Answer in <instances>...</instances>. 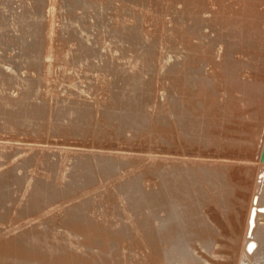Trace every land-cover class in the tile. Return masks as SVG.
I'll use <instances>...</instances> for the list:
<instances>
[{"label": "rangeland", "instance_id": "rangeland-1", "mask_svg": "<svg viewBox=\"0 0 264 264\" xmlns=\"http://www.w3.org/2000/svg\"><path fill=\"white\" fill-rule=\"evenodd\" d=\"M88 46L94 48H87ZM89 49L92 51H89ZM172 61L174 63L173 67L171 66L173 64ZM173 68L176 69L173 70ZM260 86L264 91V0H0V105L2 106H0V111H3L0 114L4 115L6 113L4 109L7 111L11 108V105L13 107L12 102L16 106L11 108L12 114L17 110L18 113L23 110L22 114L26 115L27 113L25 112L30 109L29 107L33 103L35 106V103H40L41 107L39 108L40 104H38L36 108L39 114L43 113L41 116L38 115V118L41 117L39 120L36 117L33 122L32 120L24 119L23 115L21 117L22 111L19 115L16 112L17 116L22 118V120L21 118L15 119L19 123L7 120L9 118L7 116L11 114L10 110L4 115V117L6 116L5 118L0 115V199L7 197L6 193L9 195L7 199L5 197V200H0V264H50V261L51 263L54 262L52 264H56L60 258H63V261L68 258L71 261L74 259L72 262L66 260V262L71 264L77 259L74 264H81L86 255L90 260H84V264L86 262L91 264L92 259H95L92 262L95 263L96 261L95 264H99L97 262L101 258L103 260H100V264H114L115 261L111 263L112 259H117V264H135V262L137 264H152V256L150 255H153V251L151 246L149 247V244H151L149 241L150 236L147 235L151 234L152 228L150 226H154L151 215L154 214L155 206H153L154 209L148 207L152 202L151 200H153L151 199L150 202L149 198L154 196L152 194L153 190L157 189L155 184L158 179L155 177L156 174H154L156 173L155 169L157 170L158 166L160 168L165 166L163 168L167 169L166 167L170 166V162H172L169 159L170 156L178 157L181 160L187 158L185 164H189V166L191 163L206 165L208 162L210 165L213 163L211 162L212 158H203V156L207 155H221L220 157L224 156L223 158H226V160L231 158L229 159L231 161L236 157L234 160L236 167H247V171H249L248 169H254L247 173L245 172V176L241 174V179L236 181L238 183L237 186H235V182H232L234 185H230V192L232 191L230 197L232 196V199L229 198V195H226L228 201L226 204L229 205L230 203V206L221 204L216 206L213 203H211L212 205L209 203L206 205L204 203L200 208L201 218L204 220L208 218L210 221L211 218L213 219L211 223L208 220L207 222L210 227L212 226L215 238H221L220 241L226 239V241L221 242L222 245H226L223 246L230 249H226V251H235L234 247L237 244V240L233 237H236V239L241 237L242 234L240 235V233L244 224L240 230L239 225L241 227L243 218L246 219L247 204H250V198L257 190L255 181L259 166L258 158L264 137V92L261 94L262 97L255 96L254 92L257 88L261 89ZM29 88L31 89L28 90ZM25 93L29 100H27ZM30 94L34 95L33 97L31 96L32 99L29 98ZM188 96L190 101L193 97L192 102H190L191 105H189V108L193 111L192 113L205 124L207 119L212 120V122L215 121V127L210 128V131L215 132V138L221 135L218 140L226 139L221 142L224 144L223 148L221 146L217 148L219 151H213L216 150V148H213L214 146H212V152L208 150V146L206 150L202 141L199 144H193L183 140V142L189 144L186 145L185 143L186 146L192 145L187 152L184 151L189 147L184 148L186 146H181L179 142H177L179 146H176V144H173V146L180 149L172 146L169 140L170 136L166 133L170 126L168 127L165 124L168 116L170 117L168 115L170 113L169 104L173 98H176L179 103L182 97L187 98ZM253 96L255 99H253ZM251 97H253V101ZM29 101H32V103ZM42 101L45 110H42ZM18 103L25 106L18 107ZM33 105L31 109H33ZM239 106L241 107L240 109ZM20 108L21 110H19ZM57 109L68 111L64 116L62 113L60 121L55 114L58 115L59 111L61 112L62 110ZM73 110L76 117L72 114ZM78 110H87L90 115L87 114L86 118H79L80 116L75 112L77 111L78 113ZM127 110H134L135 112L131 111V113L133 114L134 112L135 116L137 114H145L149 121L147 123L138 122L140 125L147 124L149 127L141 125L146 128L141 130L142 127L140 128L137 122L133 124L136 128L131 127L132 125L127 128V124L123 123L122 119L119 120V116L124 113L130 114ZM234 110L235 113H233ZM51 111L52 113L57 111L55 114L53 113L55 118L52 117ZM205 112H209L210 115L205 116ZM111 113L120 115H117V117ZM236 114L240 115V117ZM228 115L231 118L227 119L230 117ZM116 117L119 118L118 121ZM216 120L219 125L216 124ZM31 121L33 126H31ZM35 122H38L39 125H36ZM121 122L123 123L122 125ZM216 125L217 127L219 126V129ZM123 126L126 127V132ZM220 126L223 129L226 128L223 130ZM137 127L141 130L140 132H138ZM237 127L238 129L236 130ZM130 128L134 130H130ZM214 128L218 131L216 132ZM228 130L231 131L229 132ZM136 131L139 134V138L136 137L137 140L134 139L137 134ZM142 131L144 135L141 134ZM225 131L228 134L224 133ZM229 133H231V136ZM141 136H145V138L143 139L142 137L140 139ZM226 136L229 137L227 138ZM157 138L156 142L159 145L153 141ZM165 139L169 140V144ZM160 140L161 145L158 142ZM232 140L234 142L238 140L242 142H233L232 145L236 148L232 147V145L230 147L229 143ZM151 141H153V144ZM251 141L253 145L250 146L249 142ZM227 143L229 148L225 146ZM196 145H200L202 148ZM245 145L248 149L246 151H244L246 149ZM197 147L200 150L204 148L206 154ZM195 148L199 150H195L196 155L193 151ZM220 150L223 154H221ZM180 151H183L184 154L183 152L180 154ZM190 151H192L194 157ZM94 152H98L99 155L96 154L95 156ZM101 152L105 157L104 159L102 158L104 161H101L100 158V162H107L106 164H101L98 160L102 156ZM243 152L244 155H242ZM92 154L100 165L93 161ZM199 154H203L201 158ZM87 156L88 161L87 159L84 160ZM89 156L93 159L89 158ZM105 159L109 160L105 161ZM89 160H92L90 161L91 164L93 162L97 164L89 165ZM181 160H179V164H182L180 163ZM75 161L81 162H77L79 166L75 165L76 167L74 168L72 163L75 164ZM114 161L115 163L119 161V165L116 163L118 166L121 163L120 170L116 167L117 165ZM82 162H88V164H83ZM110 164H112L111 167H108ZM84 165L85 167H83ZM90 166H94L95 170ZM104 166L110 169L107 170ZM80 167L84 169L82 170ZM152 167L153 169H151ZM73 168L76 170V174L75 170L73 172ZM87 168L92 170V176H90V171ZM96 168L100 171L96 170ZM112 168L113 170H111ZM149 168L155 172L149 171ZM68 169L70 173L72 172L71 175H68ZM102 169L113 171L112 173L110 171V174H117V172H120V174L111 176L107 171L103 174L104 171ZM141 169L149 171L151 175L146 176L145 171L143 172ZM83 171L85 172L84 174ZM147 171L146 174L149 175ZM135 172L138 173L136 174ZM97 173L101 177L103 175L107 177L103 176L101 178L98 176L100 179H97V176H94ZM8 174H14L18 177L12 176V180ZM122 175H124V178ZM136 175H138L137 178ZM247 175L249 176L247 177ZM70 176L73 179L75 177V186H71L73 179ZM85 176L86 178H84ZM116 178L117 180L114 182ZM131 179L133 180L130 181ZM151 179L155 182H151ZM121 181L124 183L121 184ZM125 181L130 182L126 183ZM133 181H136V184L143 182L145 187L142 183L135 186L136 184ZM149 182L153 185L152 193V188L150 189L149 187L152 185ZM36 184L38 187L40 184L39 188L42 194L34 195L32 193L33 190L31 189H34ZM129 184L131 187L134 186V191L133 189H127L128 187L131 188ZM115 185H120V187L117 188ZM139 186H142L141 188L143 189ZM154 186L156 187L154 188ZM114 188L116 189L114 190ZM121 188L124 192L128 190L127 195L129 197L126 194L124 196V192L122 193L121 190H119L121 193L118 192V189ZM140 189L143 193L146 192L144 190H149L147 192L153 196L148 195L147 192L145 193L146 195H139ZM235 189L240 191L236 192ZM43 190L45 192L47 190L46 193L51 191V194H46ZM131 190L133 192L137 191L136 197ZM129 192L132 194L131 196ZM138 195L141 198L143 196H148V198L145 197L143 200L137 197ZM235 196L238 199L241 198V200H237ZM133 197H135V202H137V198H140L141 201L138 202L141 205H143V200L146 207L139 206L138 203L136 205L132 203L134 202H131ZM228 198L231 202L236 203H231ZM45 199H48V201L45 202ZM67 203L71 208H67L69 207ZM154 204L152 203L151 206ZM234 204L237 205L235 206ZM72 205L75 206L73 207ZM243 205L247 208L243 207ZM76 206L78 210H76L77 208L75 209ZM133 206L140 208L135 207V209ZM216 207L217 210L215 209ZM224 207L227 211L231 210V208L233 210L228 212V215L231 214L233 216L230 215L229 217L231 218L229 220L226 218L228 217L227 214L223 215L224 217L226 216L225 218L229 223L221 216L227 213V211H223ZM145 208L152 209L145 210ZM72 209H74L73 211L76 210V213L73 212V214L71 212ZM205 209L206 211L204 212ZM208 209H211V211ZM148 210L150 212L154 211L147 216ZM49 212H54V214L51 213L50 218L47 217L50 216ZM208 213H210V217ZM212 214L216 215V217H213ZM41 215H44V217ZM143 215L145 219H143ZM234 215L239 217H236L237 222ZM40 217L41 219L45 218V220H38ZM77 217L82 218L83 223L81 221L79 223L78 220V224ZM36 218L38 219L36 220ZM85 219L88 223L87 228L84 226L86 225ZM144 220H146L147 225L152 223L149 227H144L145 231L142 229V226H146ZM140 222H143L144 225H139ZM35 223L38 225L36 227L40 228L39 230L36 229V234L35 229L32 228L35 227ZM237 223L238 226L236 225ZM28 224L31 229H29L30 227L28 228ZM211 224L217 226L218 229ZM229 224L232 228L234 226L238 228H233L232 230ZM22 226L27 227V229ZM139 226L142 228L140 227V229ZM82 229L87 231L88 234ZM146 230L150 233L148 232L147 234ZM17 231L18 233H20L19 231L22 232L18 234ZM73 231L75 233L80 231V233H76V239ZM216 231L222 235H218ZM64 233H70L72 238ZM40 234L46 235L45 238L42 237L43 235L40 236ZM51 234L56 240L55 238L54 240L52 239ZM79 234H81L80 238L78 237ZM89 234L91 239L89 237L85 239L86 235ZM59 235H64V237L60 236L59 240L61 242H63L62 239L67 241L71 239L69 242L65 240L61 243L57 239ZM143 235H146V241ZM95 236L99 240L92 238ZM102 236L103 238H101ZM141 236L142 238H140ZM38 237L42 240H45L46 237L52 240L42 241ZM73 237L75 240H73ZM147 237H149V240H147ZM93 239L96 242L100 240L102 242L96 243ZM230 239L236 242L235 244L233 241V249H231L230 243L232 241ZM40 240L47 246H52V249L50 248L52 253L59 252V255L55 253L53 254L54 256L52 253L47 255L49 247L42 244ZM227 240L231 242L229 243ZM55 241L57 242L55 243ZM70 241L73 242L70 243ZM91 241L105 245V247H107V244H103V242L108 243L109 247L107 248L110 250H104L107 248H103L104 246L100 245L99 247L102 248L101 251L103 252V255H100L99 244L95 245ZM49 242H53L56 245L54 246L55 248L53 247L54 244L52 245ZM58 243H66L64 253H62L64 247H58ZM86 243L90 245L92 243L95 247L89 248V244L87 245ZM227 243L231 247L227 246ZM26 245L29 247L33 246L31 248L32 251H28L30 248L26 247ZM86 245L88 246L87 250L85 249ZM140 245L142 248H139L141 247ZM225 247L223 250H225ZM40 248L41 250L37 251ZM56 248H59L60 251L57 249L58 252H56ZM94 248L95 250H93ZM25 249L28 253H32L25 255V253L27 254ZM200 249L197 247L196 256H199L200 252L204 251ZM85 251L89 252L84 254ZM91 251L93 254L90 253ZM104 251H107V253ZM131 251L134 253L132 254ZM148 251H151L152 254ZM35 252L37 255L34 254ZM77 252L78 254H76ZM81 252H83V255ZM60 253L65 254L67 257H60ZM113 253L116 254V257H114L115 254L113 256ZM139 253L141 254L139 255ZM75 254L77 258L68 257ZM104 254L106 256L109 254L112 257L109 258L107 256L108 258H105ZM119 254L122 257H119ZM135 254L139 258L138 260ZM40 255L42 258L38 257ZM56 255L59 257L56 258ZM96 255H99L100 259H96L98 258ZM31 256L33 257L32 259H30ZM46 256H49L47 257L48 262L45 259ZM78 256L79 258L82 256L84 258L79 259ZM54 257L58 259L56 260L57 262ZM49 258L53 259V261ZM61 259L59 262L61 261L62 263H58L65 264V261L63 263ZM105 259H108L109 263ZM146 261L149 262L146 263Z\"/></svg>", "mask_w": 264, "mask_h": 264}, {"label": "bare ground", "instance_id": "bare-ground-1", "mask_svg": "<svg viewBox=\"0 0 264 264\" xmlns=\"http://www.w3.org/2000/svg\"><path fill=\"white\" fill-rule=\"evenodd\" d=\"M30 29V28H29ZM28 29V30H29ZM32 30V29H31ZM88 36V35H87ZM191 39V38H190ZM105 46H106V44H105ZM109 46V45H108ZM107 47V46H106ZM87 48H90L89 46L87 47ZM91 48H94V47H92L91 46ZM90 48V49H91ZM104 48V47H103ZM89 49V51H92V50H90ZM106 49H108V48H106ZM94 50V49H93ZM172 57V56H171ZM174 60H176V59H174ZM172 63H173V61H172ZM173 65H174V63L171 65L172 67H173ZM177 68V67H176ZM176 68H173V70H175ZM26 86V85H25ZM23 87H24V85H23ZM29 87V86H28ZM261 87V86H260ZM31 88H29L28 90H30ZM260 89V88H259ZM258 88L256 89V91L254 92L255 93V96H258V97H262V93L264 92L263 90H262V87H261V89L259 90ZM27 92V91H26ZM29 92V91H28ZM31 92V91H30ZM253 93V94H254ZM26 94V93H25ZM31 94L29 95V98H31ZM34 96V95H33ZM32 96V97H33ZM26 97H27V94H26ZM254 97V96H253ZM253 97H251V100L253 101V99H255V97L253 98ZM257 97V98H258ZM189 96L186 98V97H182V100H181V102H177V100H176V98H173V99H171V101H170V107H169V111H170V113L168 114V115H170V117L168 116V119H167V121H166V125H168V127L170 126V128L168 129L167 127V129H168V131L166 132V133H168L169 134V136H170V138H169V140H170V142L172 143V146H173V144L175 145L176 144V146L178 145L177 144V142H179V143H181V146L183 145V147L184 146H186L188 143H186V142H183V140L184 141H187V142H192L193 144H195V143H198L199 144V142H201L202 141V143H204L205 144V146L203 145V144H200V145H203L204 147H205V149H206V147L207 148H209L208 150H212V146H214L213 148H216V150H213V151H219V149L217 150V148H220V146L223 148V146H224V144H222L221 142H223L224 140H226L225 138H222V141L221 140H218L219 138H220V136L216 139L215 138V132L213 133L212 131H210V128H213V127H215V121L214 122H212V120H209V119H207V122H206V124L204 123V122H202V121H200L199 119H198V117L194 114V113H192L193 111L189 108V105H191L190 104V102H192V100H193V97L191 98V101L189 100ZM253 98V99H252ZM32 99V98H31ZM27 100H29L28 99V97H27ZM130 100V99H129ZM129 100H128V102H129ZM29 102H31L32 103V101H29ZM126 102H127V100H126ZM31 103H30V105H31ZM129 103H131L132 104V102H129ZM128 103V104H129ZM12 104H13V107H16V106H14V104L15 103H13L12 102ZM34 104V103H33ZM32 104V105H33ZM36 104V106L38 105V104H40V103H35ZM42 104H43V101H42ZM131 104H129V105H131ZM10 105V104H9ZM26 105H27V103H26ZM31 105V106H32ZM129 105H127V106H129ZM1 106V105H0ZM6 106H8V105H6ZM18 107L20 106V107H24L23 106V104H21V103H18V105H17ZM28 106H29V104H28ZM31 106L29 107L30 109H31ZM36 106L35 105H33V109H29L28 107H26V108H28L29 110L27 111V112H25V113H27L26 115H23L22 113H23V110H21V108L19 109V110H21L20 112H21V117H22V115L24 116L23 118L24 119H27V120H32L33 122H34V120L33 119H35L36 117L38 118V115H42L43 113H41V114H39V112H38V109L36 108ZM45 106H46V104H45ZM2 107V106H1ZM12 107V105H11V108H13ZM17 107V108H18ZM38 107V106H37ZM41 107V104L39 105V108ZM5 108H7V109H9L8 107H5ZM11 108L9 109V110H7V111H9V112H11ZM34 108H36V109H34ZM43 108V109H42ZM41 109L42 110H45L44 109V104H43V107H42ZM128 108V107H127ZM241 107L239 106V109H240ZM40 109V110H41ZM238 109V110H239ZM5 110V112L7 113V111H6V109H4ZM13 110V109H12ZM25 110V109H24ZM39 110V111H40ZM41 110V111H42ZM50 110H52V109H50ZM57 110H62V109H57ZM233 110V109H232ZM2 111V110H1ZM0 111V112H1ZM15 111V110H14ZM13 111V112H14ZM18 111V110H17ZM16 111V112H17ZM40 111V112H41ZM49 111V110H48ZM128 111V110H127ZM131 111H134V110H131ZM131 111L129 110L128 112H130V114H127V113H124L123 115H121V116H119L120 114H117L118 116H119V118H117L118 116L116 115V114H114V113H111V114H114L113 116H117L116 118V120L118 121V119L119 120H121L122 119V122L123 123H125V124H127V128H128V126L129 125H132L131 127H133V128H136V127H134L133 126V124L134 123H137L138 121L139 122H141V123H147V121H149L146 117H145V114H140V115H138L137 114V116H135V114H134V112H133V114L131 113ZM8 112V113H9ZM16 112H14L13 114H12V112H11V114L9 115V116H7V117H9L7 120H12V121H15V119L16 118H18V119H20L21 117H19V116H17V113ZM19 112V113H20ZM47 112V111H46ZM57 112V111H56ZM55 112V113H56ZM66 112H68V111H59V113H58V115L57 114H55L54 113V111H53V113L55 114V116H57L56 118L59 120H61V117H62V113H63V116H64V114L66 113ZM74 112V110L72 111V114L76 117V115H75V113H73ZM76 112V114H78L77 115V117H79V118H83V117H85L86 118V116H88V115H90V113H87V110H78V113H77V111H75ZM2 113H3V111H2ZM5 113V114H6ZM19 113H18V115H19ZM24 113V114H25ZM45 113V112H44ZM49 113V112H48ZM50 113H52V111L50 112ZM51 114L52 115V117H53V115L54 114ZM69 113H71V112H69ZM69 113H67V114H69ZM101 113V112H100ZM206 113V112H205ZM233 113H235V110L233 111ZM4 114V115H5ZM71 114V115H72ZM88 114V115H87ZM102 114V113H101ZM105 114H107L106 112H105ZM241 114V113H240ZM1 115V114H0ZM4 115L2 114L1 115V117L3 116L4 117ZM66 115V114H65ZM103 115H104V113H103ZM109 115V114H108ZM205 116L207 115H210V113L209 112H207L206 114H204ZM231 115V114H230ZM230 115H228V116H230ZM237 115V114H236ZM17 116V117H16ZM44 116V115H43ZM105 116V115H104ZM110 116V115H109ZM109 116H108V118H109ZM227 116V117H228ZM233 116H234V114H233ZM237 116H239L240 117V115H237ZM6 117V116H5ZM4 117V118H5ZM66 117V116H65ZM106 118H107V116H105ZM226 117V118H227ZM236 117V116H235ZM41 118V117H40ZM40 118H38V120L40 119ZM53 118H55V117H53ZM110 118H112V117H110ZM229 118H231V116L230 117H228L227 119H229ZM242 118V117H241ZM14 119V120H13ZM234 119V118H233ZM235 119H237V118H235ZM239 119V118H238ZM21 120H22V118H21ZM37 120V119H36ZM59 120V121H60ZM32 121H31V126H33L32 125ZM56 121V120H55ZM58 121V122H59ZM15 122H18L19 123V121H15ZM121 122V125L123 124ZM138 122V123H139ZM216 124H218L219 125V123H218V121L216 120ZM228 122V121H227ZM17 123V124H18ZM36 123V125L38 124L39 125V123L38 122H35ZM22 124V123H21ZM34 124V123H33ZM119 124H120V122H119ZM124 124V125H125ZM221 124V123H220ZM223 124V123H222ZM27 125H28V122H27ZM136 126L138 125V124H135ZM139 125H140V123H139ZM138 125V126H139ZM141 125H145V124H141ZM140 125V128L142 127ZM30 126V125H29ZM30 126V127H31ZM145 126H148L147 124L145 125ZM227 126H229V125H227ZM37 127V126H36ZM119 127H120V125H119ZM149 127V126H148ZM216 127H217V125H216ZM219 127V126H218ZM217 127V128H218ZM221 127V126H220ZM223 127H224V124H223ZM231 127V126H230ZM236 127V126H235ZM32 128V127H31ZM123 128H125V132H126V127H124L123 126ZM122 128V130H124ZM133 128H130V130L131 129H133ZM138 128V130H139V127H137ZM146 129L145 127H142L141 128V130L142 129ZM222 128V127H221ZM220 128V129H221ZM226 128V127H225ZM224 128V129H225ZM121 129V128H120ZM149 129V128H148ZM215 129V128H214ZM219 129V128H218ZM223 129V128H222ZM223 129V130H224ZM227 129H229V128H227ZM238 129V127L236 128V130ZM134 130V129H133ZM132 130V131H133ZM137 130V129H136ZM141 130H139L138 132H140ZM231 130H232V127H231ZM230 130V131H231ZM143 131H146V130H143ZM143 131L141 132V134L143 133ZM215 131L217 132L218 130H216L215 129ZM229 131V130H228ZM229 131V132H230ZM233 131V130H232ZM235 131V130H234ZM121 132V131H120ZM133 132H135V131H133ZM147 132V131H146ZM221 132V131H220ZM219 132V133H220ZM18 133V132H17ZM136 133H137V131H136ZM224 133H226V131L224 132ZM235 133V132H234ZM233 133V134H234ZM247 133V132H246ZM251 133V132H250ZM135 134V133H134ZM226 134H228V133H226ZM232 134V135H233ZM237 134V133H236ZM252 134V133H251ZM250 134V135H251ZM138 135V136H137ZM142 135H144V134H142ZM145 135H146V133H145ZM147 135H149V134H147ZM167 135V134H166ZM217 135H219V134H217ZM229 135L231 136V133H229ZM238 135V134H237ZM247 135H249V134H247ZM168 136V135H167ZM166 136V138H168ZM224 136V135H223ZM234 136V135H233ZM136 137L137 138H139V134L137 133L136 135H135V138L134 139H136ZM143 137V139L145 138V136H141L140 137V139ZM227 137V136H226ZM229 137V136H228ZM227 137V138H228ZM251 137H252V135H251ZM146 138H147V136H146ZM178 138H180V140H178ZM235 138V137H234ZM233 138V139H234ZM155 139V138H154ZM224 139V140H223ZM231 139V138H230ZM245 139V138H244ZM251 139V138H250ZM249 139V140H250ZM137 140V139H136ZM158 140V138L156 139V140H153L154 142H156ZM166 140V139H165ZM169 140H166V141H168V144H169ZM235 140V139H234ZM243 140V139H242ZM153 141H151L152 142V144H153ZM166 141L164 142L165 143V145H166ZM228 141H229V139H228ZM238 141H240V140H238ZM238 141H233L232 140V142L231 143H229V145H230V147H231V145H232V143L234 142V143H238ZM158 142H160V145H161V140L160 141H158ZM240 142H242V141H240ZM239 142V143H240ZM157 143V142H156ZM170 143V144H171ZM184 143V144H183ZM185 143H186V145H185ZM191 143V144H192ZM226 143V142H225ZM246 143V142H245ZM250 143V146L251 145H253V142L251 141V142H249ZM158 144V143H157ZM163 144V143H162ZM167 144V145H168ZM244 144V143H243ZM247 144H248V142H247ZM159 145V144H158ZM189 145V144H188ZM200 145H196V146H200ZM238 145V144H237ZM154 146H156L155 144H154ZM171 146V145H170ZM171 146V147H172ZM175 146V147H176ZM179 146V145H178ZM190 146H192V145H190ZM190 146H186V147H184V148H187V147H189L186 151H184V152H187L188 150H190ZM195 146V145H194ZM211 146V147H210ZM225 146H227L228 148H229V146H228V143L225 145ZM241 146V145H240ZM250 146H249V149H250ZM263 146H264V137H263V140H262V146H261V151H260V154H259V158H258V162H259V166H258V172H257V177H256V188H257V190H255V192H254V194H252V197L250 198L251 199V202H250V204L248 205L247 204V206H248V210L246 209V211H247V216H245L246 217V219H244L243 218V223L241 224V227H240V225H239V230L242 228V225L244 224V226H243V230L241 231V233H240V235H241V237H238V239H236V237H233V235H231L235 240H237V244H236V242H235V240H233L234 241V243L236 244L235 245V247H234V250L235 251H233V252H228V251H226V249H229V248H226L225 246V244H223V245H225V246H223L222 245V243L221 242H223V241H226V239L225 240H222V241H220V236H219V238L220 239H218L217 237L215 238V234L213 233L214 231H213V228H212V226L210 227V225L208 224V222L210 221V219H206V220H204L203 218H201V215H200V208H201V206L202 205H204V203L206 204V205H208V203L209 204H211V203H213V204H215L216 206L218 205H228V204H226V202H228L227 201V196L229 195V198H231L232 199V196L230 197V195H231V192H230V188H231V186L230 185H234V184H232V182H235L236 184H235V186H237V180H240L241 179V177H242V175L246 172H249L250 170H254V169H248L249 171H247V167H244V168H239V167H236L235 166V164H236V162L234 161L235 160V158H234V160L233 161H231V160H229V159H231V158H229V159H227V160H229V161H227L226 160V158L224 159L223 157H220V156H203V158H212V161L211 162H213V163H211L210 165H209V162L206 164V165H203V164H193V163H191V162H189V163H191V165L189 166V164L187 165V164H185L186 163V161L185 160H187V158L184 160H181V159H179L178 157H172V156H170V160H172V162H170L171 163V165L168 167H166L167 169H165V168H163V167H165V166H163L162 168H160V166H158L157 164V166L159 167V168H157V170L155 169V171H156V173H154V174H156L155 175V177H157V179H158V181L156 180V179H154V180H156V184L155 185H157V189H155V190H153V185L152 186H149L150 187V189H151V193H152V190L154 191L152 194L154 195H152L151 193H149V192H147V191H149V190H144V192L146 191L147 192V194L149 195H151V196H153L152 198H149V201L151 200V199H153V200H151L150 202H151V204L153 203H155L154 205H152L151 206V204L149 205V203H148V201H147V203H148V207L150 208V207H152L153 208V206H155L154 208H155V211L154 210H152V212L154 211V214H152L151 215V217H153V218H151L152 220H153V222H154V226L152 227V226H150V225H152V223L151 224H149V225H147V222H146V220H144L146 223H144V224H146V226L143 224V222H140V224L139 225H144V226H139V228L141 227L142 229H143V231H145V229H144V227L146 228L147 226L149 227H151L152 228V230H151V234L149 235L148 234V232H147V230H146V232H147V236H150V240H149V237H147L148 239L147 240H149L150 242H151V244H149V247L151 246V249H152V251H153V255H150V256H152L151 258H152V264H264V163H262L261 162V154H262V150H263ZM160 147V146H159ZM169 147V146H168ZM168 147H167V149H168ZM174 147V146H173ZM174 147V148H175ZM182 147V149L183 150H185L184 148ZM197 147V148H198ZM201 147V146H200ZM226 147V148H227ZM232 147H235V146H233L232 145ZM243 147V146H242ZM247 146L245 145V148H246ZM156 148V147H155ZM179 148V147H178ZM177 147H176V149H178ZM194 148V147H193ZM202 148V147H201ZM236 148V147H235ZM240 148V147H239ZM156 149H159L158 147L156 148ZM180 149V148H179ZM191 149H192V147H191ZM199 149V148H198ZM198 149H193V151L195 152V150H198ZM231 149V148H230ZM234 149V148H233ZM243 149V148H242ZM72 150V149H71ZM200 150V149H199ZM198 150V151H199ZM207 150V149H206ZM223 150H225V149H223ZM234 150H236V149H234ZM239 150V149H238ZM246 150H248L247 148L244 150V151H246ZM175 151H177V150H175ZM200 151H202V152H204V148L203 149H201ZM229 151V150H228ZM233 151V150H232ZM173 152V151H172ZM181 152H183V151H180V154H181ZM184 152H183V154H184ZM191 152V155H192V151H190ZM212 152V151H211ZM211 152H210V154H211ZM220 152H221V150H220ZM242 152V151H241ZM241 152H239V154H241ZM76 153V152H75ZM93 154H95V156H96V154H98V152H94ZM93 154H92V157L94 158V156H93ZM167 154H168V152H167ZM169 154H170V152H169ZM174 154H175V152H174ZM200 154H201V152H200ZM199 154V155H200ZM204 154H206V152H204ZM216 154H217V152H216ZM221 154H223V152H221ZM227 154H228V152H227ZM230 154H231V152H230ZM248 154V153H247ZM90 155V154H89ZM99 155V154H98ZM101 155H102V152H101ZM171 155V154H170ZM190 155V154H189ZM195 155H196V152H195ZM203 155V154H202ZM202 155H200V158L202 157ZM242 155H244V152H243V154ZM103 156V157H102ZM101 157H99V162H100V158H101V161L104 159V154L102 155ZM183 156V155H182ZM193 156V155H192ZM198 156V155H197ZM196 156V157H197ZM227 156V155H226ZM230 156H232V155H230ZM237 156V155H236ZM239 156V155H238ZM92 157H90L89 156V158H92ZM98 157V156H97ZM194 157V156H193ZM240 157V156H239ZM247 157V156H246ZM92 158V159H93ZM96 158V157H95ZM95 158H94V160L93 161H96L97 163H99L98 162V160L96 159L95 160ZM103 158V159H102ZM106 158H108L107 156H106ZM180 158H181V156H180ZM189 158H190V156H189ZM221 158V159H220ZM224 160H223V159ZM77 159V158H76ZM85 159H87V161H88V156H87V158H84V160ZM110 159V158H109ZM108 159V160H109ZM115 159V158H114ZM113 159V160H114ZM168 159V160H169ZM192 159V158H191ZM238 159V158H237ZM80 160V159H79ZM108 160H106L105 159V161H108ZM117 160V159H116ZM178 160V161H177ZM179 160H181V162L180 163H182V164H179L178 162H179ZM219 160V161H218ZM81 161H83V160H81ZM81 161H79V162H81ZM90 161H92V160H89V163H90ZM104 161V160H103ZM111 161V160H110ZM160 161V160H159ZM237 161V160H236ZM73 162V161H72ZM76 162V161H75ZM78 162V161H77ZM77 162L74 164V163H72V165H74V166H72V165H70V166H72V167H76L75 165H78L77 164ZM78 162V163H79ZM83 162H85V161H83ZM82 162V163H83ZM96 162H93V164H95ZM167 162H169V161H167ZM96 163V164H97ZM101 164H106L105 162H100ZM100 163H99V165H100ZM109 163H111V162H109ZM108 163V164H109ZM114 163H115V161H114ZM113 162H112V164H114ZM116 163H118V165H119V161H116ZM115 163V164H116ZM160 163H162V162H160ZM170 163H167V164H170ZM70 164H71V162H70ZM83 164H88V162L87 163H83ZM83 164H81V165H83ZM93 164H89V165H93ZM112 164H110V166L108 165V167H111V165ZM166 164V163H165ZM88 165V166H89ZM117 165V164H116ZM116 166L119 170H120V168L119 167H121V163H120V166ZM161 165V164H160ZM194 165V166H193ZM79 166V165H78ZM77 166V167H78ZM87 166V167H88ZM95 166V165H94ZM91 167V168H93L94 170H95V167ZM107 166V165H106ZM113 166H115V165H113ZM155 166V165H154ZM83 167H85V165L83 166ZM99 167V166H98ZM100 167H103V166H100ZM105 167V166H104ZM108 167H105L107 170L108 169H110V168H108ZM150 167V166H149ZM73 168V172H74V169ZM79 168V167H78ZM77 168V169H78ZM114 168V167H113ZM113 168L111 169V170H113ZM155 168V167H154ZM250 168V167H249ZM251 168H252V166H251ZM69 169H71V167H69ZM69 169H68V171L67 172H69L68 173V175H71V173H70V171H69ZM80 169H82L81 167H80ZM84 169V168H83ZM82 169V170H83ZM88 169V168H87ZM99 169H101V168H99ZM106 169H102V171H104L103 172V174L105 173V171H107ZM151 169H153V167L151 168ZM72 170V169H71ZM89 171H90V176H92L93 174V172L91 173V169H88ZM96 170H98L97 168H96ZM111 170H109V171H107L109 174H110V171ZM115 170H116V168H115ZM142 170V169H141ZM149 171H154V170H150V168L148 169ZM256 170V169H255ZM85 171V170H84ZM83 171V174L85 173ZM98 171H100V170H98ZM116 171H118V170H116ZM143 171V170H142ZM142 171H140V172H142ZM145 171V170H144ZM143 171V172H144ZM147 171V170H146ZM146 171H145V175L146 176H150L151 175V173H149V171H147L148 173H149V175H147L146 174ZM154 171V172H155ZM97 172V171H96ZM113 171H111V173H112ZM86 173H87V175H88V172L86 171ZM94 173H95V171H94ZM136 174L138 173V172H135ZM134 173V174H135ZM251 173V172H250ZM249 173V174H250ZM74 174V173H73ZM73 174H72V176H73ZM75 174H76V170H75ZM101 174V173H100ZM102 174V175H103ZM109 174H107V175H109ZM115 174V173H114ZM114 174H110L111 176L112 175H114ZM117 174H120V172L118 173L117 172ZM117 174H115V175H117ZM127 174V173H126ZM242 174V175H241ZM254 175H255V173H253ZM9 175V174H8ZM86 175V174H85ZM86 175V176H87ZM97 176V179H100L99 177H101V176H99L98 175V173L97 174H94V176ZM128 175V174H127ZM252 175V174H251ZM10 177L9 178H12V176L13 177H18V176H16V175H9ZM76 176V175H75ZM86 176L84 177V178H86ZM99 176V177H98ZM103 176H105V175H103ZM102 176V177H103ZM124 175H122V177H123ZM144 178H145V176L144 175H142ZM152 176H154V175H152ZM151 176V177H152ZM244 176H245V174H244ZM249 175H247V177H248ZM71 177V176H70ZM101 177V178H102ZM105 177H107V176H105ZM127 178H128V176H126ZM138 177V175H136V178ZM150 177V178H151ZM254 177V176H253ZM7 178V177H6ZM72 178V177H71ZM90 178V177H89ZM89 178H87V179H89ZM109 178L111 179V177L109 176ZM113 178V177H112ZM120 178H121V176H120ZM119 178V179H120ZM124 178V177H123ZM140 178V177H139ZM152 178H154V177H152ZM15 179H17V178H15ZM19 179V178H18ZM73 179V178H72ZM72 179H70V180H72ZM74 179H75V177H74ZM74 179H73V184L71 185V186H75V181H74ZM86 179V180H87ZM95 179V178H94ZM93 179V180H94ZM97 179H95V180H97ZM122 179V178H121ZM120 179V180H121ZM130 179V178H129ZM128 179V180H129ZM134 179V178H133ZM133 179H131L130 181H132ZM149 179V178H148ZM245 179H246V177H245ZM250 179H251V177H250ZM252 179H254V178H252ZM8 180H10V179H8ZM12 180H13V178H12ZM86 180H84V181H86ZM90 180V179H89ZM89 180H87V181H89ZM113 180V179H112ZM111 180V181H112ZM116 180H117V178L115 179V181L114 182H116ZM125 180V179H124ZM123 180V181H124ZM127 180V179H126ZM135 180H137V179H135ZM139 180H142V179H139ZM249 180V179H248ZM91 181H92V179H91ZM130 181H128V182H130ZM145 181V180H144ZM246 181V180H245ZM253 181V180H252ZM126 183H128L127 181H125ZM134 183L136 182V181H133ZM151 182H153V179H151ZM155 182V181H154ZM153 182V183H154ZM239 182V181H238ZM248 182V181H247ZM254 182V181H253ZM77 183V182H76ZM121 184H123L122 183V181L120 182ZM125 183V184H126ZM134 183H132V184H134ZM140 183H142L143 184V182H139L138 184H134L135 186H138ZM146 183V182H145ZM240 183V182H239ZM38 184V183H37ZM36 184V185H37ZM107 184H109V183H107ZM106 184V185H107ZM111 184V183H110ZM114 184V183H113ZM112 184V185H113ZM124 184V185H125ZM131 184V183H130ZM129 184V185H130ZM131 184V185H132ZM243 184V183H242ZM244 184H246V183H244ZM255 184V183H254ZM36 185L34 186L35 188L34 189H31V190H33V194L34 195H37V194H42V192H41V189L39 188L40 187V184H39V187H38V185H37V187H36ZM131 185H130V187H131ZM144 185V187H145V184H143ZM247 185V184H246ZM110 186V185H109ZM117 188H119L120 187V185L118 186V185H115ZM126 186H127V184H126ZM125 186V187H126ZM148 186V185H147ZM234 186V187H235ZM245 186V185H244ZM112 187V186H111ZM113 187H114V185H113ZM123 187V186H122ZM140 187V186H139ZM142 187V186H141ZM140 187V188H141ZM148 187V188H149ZM156 186H154V188H155ZM243 187V186H242ZM124 188V187H123ZM238 188V187H237ZM241 188V187H240ZM2 189H7V188H2ZM1 189V190H2ZM113 189V188H112ZM116 188H114V190H115ZM126 189V188H125ZM128 190H130V189H133V191H134V186H132L131 188H127ZM141 189H143V188H141ZM140 189V193H139V195L140 194H145V193H143V191ZM244 189H246L245 187H244ZM243 189V190H244ZM119 190H121V192L123 193L124 192V190L122 191V188L121 189H118V192H119ZM128 190H126L127 192H124V196H126L127 194H128ZM136 190V189H135ZM138 190V189H137ZM233 190V189H232ZM243 190H242V192H243ZM3 191V190H2ZM2 191H1V194H2ZM44 191V190H43ZM132 191V190H131ZM130 191V192H131ZM132 191V193H134V196L136 197V192H133ZM142 191V192H141ZM235 191L236 192H239V191H237L236 189H235ZM5 192H6V190H5ZM5 192H4V194H5ZM8 192H9V190H8ZM45 192V191H44ZM43 192V193H44ZM46 192H47V190H46ZM45 192V193H46ZM49 192V191H48ZM115 192V191H114ZM121 192H119V193H121ZM130 192H129V194H130ZM10 193V192H9ZM229 193V194H228ZM4 194H3V197H4ZM7 194V197H6V199L8 198V193H6ZM46 194H51V191H50V193H46ZM126 194V195H125ZM10 195H11V193H10ZM132 194H130V196H131ZM137 196V197H140V196ZM146 195V194H145ZM227 195V196H226ZM233 195H234V193H233ZM2 196V195H1ZM52 196V195H51ZM128 197H129V195H127ZM141 196H143V195H141ZM237 196V195H236ZM236 196H235V198H236ZM244 196V195H243ZM247 196V195H246ZM251 196V195H250ZM3 197H1V198H3ZM4 197V198H5ZM135 197H133V200H131V202L132 201H134V198ZM145 197L146 196H143L141 199H145ZM150 197V196H149ZM239 197V196H238ZM249 197V196H248ZM0 199L1 201H3V200H5V199ZM127 198V197H126ZM140 198H137V202H132V203H135V205L138 203L139 204V202L141 201V199ZM146 198H148V196L146 197ZM229 198H228V200H229ZM234 198V197H233ZM130 199H132L131 197H130ZM140 199V200H139ZM226 199V200H225ZM237 200H241V198L240 199H238V198H236ZM236 199H233V200H236ZM247 199V198H246ZM250 199H249V201H250ZM142 200V203H143V205H141V204H139V206H145L144 205V201ZM148 200V199H147ZM48 201V199L46 200L45 199V202H47ZM72 201V200H71ZM74 201V200H73ZM139 201V202H138ZM230 202H231V200H229ZM243 201H244V199H243ZM146 202V201H145ZM239 202H242V201H239ZM239 202H238V204H239ZM1 203H3V202H1ZM69 203V202H68ZM67 203V204H68ZM231 203H236V202H231ZM72 204V203H71ZM243 204V203H242ZM66 205V204H65ZM212 205V204H211ZM231 204L229 203V205L228 206H230ZM235 206L237 205V204H234ZM68 206H69V204H68ZM73 206V205H72ZM75 206V205H74ZM73 206V207H74ZM233 206V205H232ZM67 207V206H66ZM134 207V206H133ZM136 207V206H135ZM134 207V208H135ZM146 207V206H145ZM209 207H211V206H209ZM243 207H245V208H247L246 206H244L243 205ZM67 208H71L70 206L69 207H67ZM77 208V206L75 207V209ZM136 208H138V207H136ZM135 208V209H136ZM140 208V207H139ZM138 208V209H139ZM149 208H145V210L146 209H149ZM151 208V209H152ZM153 208V209H154ZM221 208H223V206H221ZM220 208V209H221ZM225 208V207H224ZM226 208H227V206H226ZM225 208V209H226ZM231 208V207H230ZM235 208V207H234ZM240 208H242V207H240ZM142 209V208H141ZM151 209H149V210H151ZM213 209V208H212ZM216 210H217V207L215 208ZM223 210V211H227V209L226 210ZM67 210V209H66ZM74 209H72V213L73 212H75L76 213V210H78V208L75 210V211H73ZM147 211V216H148V214L149 213H152V212H150V211ZM208 210H210L211 211V209H208ZM208 210H207V212H208ZM231 210H232V208H231ZM231 210H229L230 212H232ZM240 210H243V209H240ZM206 211V209L204 210V212ZM220 211H222V210H220ZM229 211H227V213H225V212H221V213H225V214H220L221 216H223V215H228V212ZM245 211V212H246ZM244 212V213H245ZM50 213V212H49ZM52 213V212H51ZM51 213L49 214L50 216H47V217H51ZM80 213V212H79ZM202 213H203V210H202ZM211 213V212H210ZM210 213H208L209 214V217L211 216L210 215ZM241 213V212H240ZM240 213H238V214H240ZM52 214H54V212L52 213ZM74 214V213H73ZM80 214H82V213H80ZM234 214H235V211H234ZM76 215V214H75ZM83 215V214H82ZM203 215V214H202ZM231 214H229L228 215V217H226V218H228V220H229V218H231V217H229ZM42 216V215H41ZM45 216H46V214H45ZM76 216H78V215H76ZM79 216H81V215H79ZM212 216L214 217H216V215H213L212 214ZM232 216V215H231ZM235 216V218L237 217V215H234ZM238 216H240V215H238ZM42 217H44V215L42 216ZM47 217H46V219H47ZM83 217V216H82ZM143 217V219H145L144 218V215L142 216ZM145 217H146V215H145ZM203 217H205V216H203ZM207 217V216H206ZM224 216L222 217L223 219H226ZM233 217V216H232ZM243 217V216H242ZM242 217H241V219H242ZM75 218V217H74ZM74 218H73V220H74ZM77 218H79V217H77ZM76 218V220H77V223H78V220H79V223H80V221L83 223V221H82V218H79V219H77ZM84 218H86L85 216H84ZM147 218V217H146ZM218 218H220L219 216H218ZM217 218V219H218ZM237 218H239V217H237ZM237 218H236V222H237ZM38 218H36V220H37ZM143 219H141V220H143ZM149 219V221H150V217L148 218ZM223 219H222V221H223ZM234 219V218H233ZM38 220H45V218L44 219H41V217H40V219H38ZM151 220V221H152ZM207 220H208V222H207ZM213 219L211 218V221H212ZM227 220V219H226ZM225 220V221H226ZM227 220V221H228ZM245 220V221H244ZM35 221V220H34ZM33 221V222H34ZM85 221H86V225H84L85 227L86 226H88L87 224V220L85 219ZM211 221H210V223H211ZM231 221V220H230ZM239 221V220H238ZM33 222H31V223H33ZM36 223H37V221H35ZM42 222V221H41ZM214 222V221H213ZM216 222V221H215ZM245 222V223H244ZM35 223V224H36ZM38 223H40V222H38ZM78 223V224H79ZM218 223V222H217ZM226 223V222H225ZM228 223H229V221H228ZM233 223V222H232ZM239 223V222H238ZM238 223L236 224L237 226H238ZM214 224V223H213ZM213 224H211V225H213ZM219 224H220V222H219ZM222 224V223H221ZM230 224H231V222H230ZM229 224V227H231V229L233 230V228H238V227H233L232 228V226ZM234 224V223H233ZM232 224V225H233ZM31 226H32V224H31ZM35 227H32V228H34L35 229V234H36V229H40V228H37L36 226H38L37 224L36 225H34ZM213 226H215V225H213ZM218 226H220V225H218ZM222 226V225H221ZM227 226V225H226ZM226 226H224V227H226ZM22 227H24V226H22ZM30 226H29V224H28V228H29ZM39 227H41V226H39ZM216 228H217V226H215ZM224 227H222V229H224ZM82 228H83V226H82ZM87 228V227H86ZM140 228V229H141ZM150 228V229H151ZM212 228V229H211ZM24 229H27V227L25 228L24 227ZM29 229H31V227L29 228ZM147 229H149V228H147ZM215 229V228H214ZM218 229V228H217ZM216 229V230H217ZM222 229H221V231H222ZM228 229V228H227ZM17 230H19V229H17ZM23 230V229H22ZM37 230V231H38ZM41 231H42V229H41ZM82 231H85V230H83L82 229ZM213 231V232H212ZM225 232H226V230H224ZM20 233L22 232V231H19ZM43 232V231H42ZM70 232V231H69ZM139 232V231H138ZM141 232H142V230H141ZM219 232H220V228H219ZM223 232V231H222ZM239 232V231H238ZM17 233H18V231H17ZM17 233H16V235H17ZM20 233H18V234H20ZM38 233V232H37ZM41 233V232H40ZM71 233V232H70ZM70 233H64V234H68L70 237H71V235H70ZM76 233H80V231L79 232H76ZM76 233L73 231V235H75V239H76ZM85 233H87L88 234V232L87 231H85ZM140 233V232H139ZM138 233V234H139ZM145 233V232H144ZM143 233V234H144ZM150 233V232H149ZM216 233H218V231H216ZM237 233V232H236ZM34 234V235H35ZM47 235H48V233H46ZM60 234H62V233H60ZM225 234H227V233H225ZM233 234H235V233H233ZM12 235H14V234H12ZM43 234H40V236H42ZM52 235V234H51ZM51 235H50V237H51ZM80 235L81 234H79V238H80ZM100 235V234H99ZM141 235V234H140ZM146 235L144 236L145 237V241H146ZM218 235H222V234H219L218 233ZM218 235H216V236H218ZM15 236V235H14ZM13 236V237H14ZM36 236V235H35ZM39 236V237H40ZM45 236L46 235H43L42 237H44L45 238ZM60 236H63L64 237V235H59V238H58V236H57V239L59 240L60 239ZM83 236H84V234H83ZM87 237L85 238V239H87L89 236H90V234L89 235H86ZM224 236V235H223ZM228 236V235H227ZM231 236H230V238H231ZM235 236V235H234ZM238 236V235H237ZM38 237V238H39ZM49 237V238H50ZM62 237V238H63ZM68 237V236H67ZM69 237V238H70ZM11 238V237H10ZM55 238V237H54ZM54 238H53V235H52V239L54 240ZM72 238V237H71ZM70 238V239H71ZM92 238H95V239H97V240H99V238H97L96 236L95 237H92ZM101 238H103V236L101 237ZM140 238H142V236L140 237ZM226 238V237H225ZM229 238V237H228ZM227 238V239H228ZM39 239H41V238H39ZM38 239V240H39ZM52 239H47V237H46V239L45 240H49V241H51ZM68 239V238H67ZM69 239V240H70ZM74 239V237H73V240H75ZM89 239H91L90 237H89ZM95 239H93L95 242H96V240ZM136 239H137V237H136ZM223 239H224V237H223ZM37 240V241H38ZM42 240V239H41ZM40 240V241H41ZM45 240H42V241H45ZM55 240H56V238H55ZM66 239H62V241L64 242ZM69 240L67 241L66 240V242H69ZM103 240V239H102ZM231 240V239H230ZM42 241H41V243H42ZM46 241V242H47ZM101 241V240H100ZM100 241H97V242H100ZM106 241V240H105ZM144 241V240H143ZM143 241H141V242H143ZM149 241H147V242H149ZM228 241V240H227ZM232 241V240H231ZM231 241H228L229 243L231 242ZM233 241H232V243H230L231 244V246L233 245ZM54 242V241H53ZM53 242H51L52 243V245L54 244ZM57 241H55V243H56ZM59 242H61V240H59ZM63 242H61V243H63ZM71 242H73V241H70V243ZM84 242H86V241H84ZM90 242V241H89ZM92 242V241H91ZM95 242H92L93 244L95 243ZM96 242V243H97ZM102 242V241H101ZM100 242V243H101ZM136 242V241H135ZM40 243V244H41ZM50 243V242H49ZM48 243V244H49ZM50 243V244H51ZM60 243V244H61ZM92 243H91V245L89 244H87L88 246H90L89 248H93V247H95L94 245H92ZM95 243V245H98V247L100 246V245H102V244H100V243H98V244H96ZM144 243V242H143ZM221 243V244H220ZM38 244H39V242H38ZM42 244H45L44 242L42 243ZM59 243H58V247H64L65 246V244L66 243H64V244H61V245H63V246H61ZM68 244V243H67ZM83 244H85V243H83ZM103 244H107V247H109V244L108 243H105V242H103ZM138 244V243H137ZM228 244V243H227ZM230 244H228L227 246H230ZM28 245H30V244H28ZM28 245H26V247H28V248H30V250H28V251H32L31 250V248L33 247H29ZM46 245V244H45ZM60 245V246H59ZM69 245V244H68ZM72 245V244H71ZM86 245V246H87ZM136 245V244H135ZM238 245V246H237ZM41 246H44V245H41ZM40 246V247H41ZM47 246V245H46ZM54 246H56L55 244L53 245V247ZM88 246L85 248L86 250H87V248H88ZM102 246H104L103 248H107V247H105V245H102ZM136 246H138V245H136ZM141 246V245H140ZM230 246V247H231ZM234 246V245H233ZM233 246H232V248L231 249H233ZM45 247V246H44ZM47 247H49V246H47ZM52 247V246H51ZM51 247H49V253H47V255L48 254H50V253H52V251H50V248ZM97 247V248H98ZM111 247V246H110ZM144 247V246H143ZM197 247L200 249H203L204 251H202V252H200V254H199V256H196L197 254H195V251L197 250ZM225 247V250H223V248ZM42 248V247H41ZM41 248L40 249H38L37 251H39V250H41ZM46 248V247H45ZM55 248V247H54ZM69 248V247H68ZM80 248V247H79ZM83 248H84V245H83ZM101 247H99L98 249H99V251H101L102 250V248L100 249ZM136 248V247H135ZM139 248H142V246L141 247H139ZM37 249V248H36ZM35 249V250H36ZM44 249V248H43ZM52 249V248H51ZM59 250L60 251V249L59 248H56L55 249V251L56 250ZM65 247H64V250H62L63 252L62 253H64V251H65ZM78 249V248H77ZM81 249V248H80ZM112 249V248H111ZM200 249V250H201ZM26 250V249H25ZM58 250L56 251V252H58ZM83 250V249H82ZM91 250V249H90ZM93 250H95V248L93 249ZM92 250V251H93ZM104 250H110V249H104ZM150 250V249H149ZM230 250V249H229ZM27 251V250H26ZM28 251H27V254L25 253V255H29V253H32V252H29L28 253ZM92 251L90 252L91 254H93L92 253ZM97 251V250H96ZM132 251H135V250H132ZM132 251H131V253H132ZM41 252V251H40ZM39 252V253H40ZM54 252V251H53ZM67 252H68V250H67ZM67 252H66V254H67ZM86 252L87 251H85V253L84 254H86ZM89 252V251H88ZM87 252V253H88ZM95 252V251H94ZM104 252H106L107 253V251H104ZM139 252H140V250H139ZM149 252V251H148ZM196 252H198V251H196ZM55 253V252H54ZM54 253H52V255L54 254ZM59 253V252H58ZM58 253H55V254H57V255H59ZM62 253H60L61 255H60V257H62V256H65V257H67L65 254H62ZM83 252H81V254H82ZM130 253V254H131ZM134 253V252H133ZM132 253V254H133ZM136 253H138V252H136ZM149 253H151L152 254V252L150 251ZM34 254H36V252L34 253ZM34 254H33V257H34ZM76 254H78V252L76 253ZM74 255V256H68V257H75V258H77V255ZM90 254V255H91ZM95 254V253H94ZM100 255L102 254L103 255V252L101 251V253H99ZM111 255H112V253H110ZM114 254L115 253H113V256H114ZM118 254V253H117ZM131 254V255H132ZM141 253H139V255H140ZM143 254V253H142ZM32 255V254H31ZM37 255V254H36ZM55 256L56 258L57 257H59V256ZM83 255V254H82ZM105 256H106V254H104ZM111 255H109V254H107V256L109 257V258H111L112 256ZM125 255V254H124ZM123 255V256H124ZM145 255V254H144ZM54 256V255H53ZM53 256H52V258H53ZM79 256H80V254H79ZM79 256H78V258H79ZM87 256V255H86ZM85 256V258L83 259V261L84 260H86V259H88L87 257ZM104 256V257H105ZM105 257V258H108V257ZM135 256H136V258H137V260L139 259L138 257H137V255L135 254ZM143 256V255H142ZM149 256V257H150ZM10 257H11V255H10ZM27 257H29V256H27ZM32 256H31V258L30 259H32L33 258ZM38 257H41V255L40 256H38ZM43 257H45V256H43ZM47 257H49V256H46V261L48 262V260H47ZM54 257V258H55ZM82 257H80V258H82ZM96 257H98V258H96V259H100L99 257V255L97 256L96 255ZM102 257V256H101ZM114 257H116V254H115V256ZM113 257V258H114ZM119 257H122L120 254H119ZM130 257V256H129ZM128 257V258H129ZM139 257H141V256H139ZM42 258V257H41ZM40 258V259H41ZM55 258V261L56 260H58V259H56ZM72 258V259H73ZM79 258V259H80ZM9 259V258H8ZM26 259H29V258H26ZM49 259H51V258H49ZM61 259V258H60ZM59 259V260H60ZM63 259V258H62ZM61 259V260H62ZM65 259V258H64ZM69 259V258H68ZM68 259H66V260H68ZM102 259V258H101ZM100 259V260H101ZM114 259H116V258H114ZM119 259H121V258H119ZM119 259H118V263H119ZM34 260V259H33ZM52 261H53V259H51ZM59 260H58V262H59ZM66 260H64L65 261V264L66 263H70V262H72L71 261V259L70 260H68V261H70V262H66ZM88 260H90V259H88ZM93 260V259H92ZM92 260H91V264H95L96 263V261H95V263L94 262H92ZM95 260V259H94ZM93 260V261H94ZM100 260H98V262L97 263H99L100 264ZM103 260V259H102ZM106 260V259H105ZM108 260V259H107ZM106 260V261H107ZM133 260H134V258H133ZM147 260H148V257H147ZM50 261V260H49ZM63 261V260H62ZM64 261H63V263H64ZM82 261V263L84 264L85 262H83ZM87 261V260H86ZM115 261V262H114ZM126 261V260H125ZM140 261V260H139ZM143 261H145L144 259H143ZM150 261V260H149ZM149 261H146V263L147 262H149ZM57 262V261H56ZM55 262V263H56ZM56 263V264H59V263ZM74 262H77V259H76V261H74ZM74 262L72 263V264H74ZM79 262H81L80 260H79ZM90 262V261H89ZM102 262V261H101ZM104 262V261H103ZM114 262V264L117 262V259L116 260H113L112 259V262L111 263H113ZM127 262V261H126ZM50 264H52V263H54V262H52L51 263V261L49 262ZM62 263V262H61ZM81 263V264H82ZM108 263H109V260H108ZM44 264V263H43ZM71 264V263H70ZM76 264V263H75ZM86 264H87V262H86ZM117 264V263H116ZM135 264H137L136 262H135ZM140 264H142V263H140ZM144 264V263H143Z\"/></svg>", "mask_w": 264, "mask_h": 264}, {"label": "water", "instance_id": "water-1", "mask_svg": "<svg viewBox=\"0 0 264 264\" xmlns=\"http://www.w3.org/2000/svg\"><path fill=\"white\" fill-rule=\"evenodd\" d=\"M261 162L264 163V146H263V150H262V154H261Z\"/></svg>", "mask_w": 264, "mask_h": 264}]
</instances>
